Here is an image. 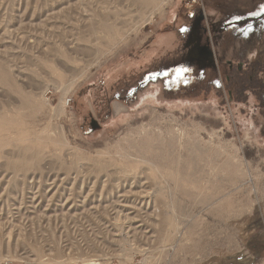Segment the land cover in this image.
Returning <instances> with one entry per match:
<instances>
[{
    "label": "rangeland",
    "instance_id": "obj_1",
    "mask_svg": "<svg viewBox=\"0 0 264 264\" xmlns=\"http://www.w3.org/2000/svg\"><path fill=\"white\" fill-rule=\"evenodd\" d=\"M1 116L0 264H264V0H0Z\"/></svg>",
    "mask_w": 264,
    "mask_h": 264
},
{
    "label": "bare ground",
    "instance_id": "obj_2",
    "mask_svg": "<svg viewBox=\"0 0 264 264\" xmlns=\"http://www.w3.org/2000/svg\"><path fill=\"white\" fill-rule=\"evenodd\" d=\"M126 1V3H127V6H129V7H134V8H136V9H141V10H145V9H148V8H151V7H153V8H157L158 9V7H160L161 5H162V3L165 1V0H125ZM132 14H134V13H132ZM115 15H120V18L118 17V16H115ZM126 16V15H125ZM124 17V15H122L121 16V14L120 13H115L114 15H113V18H109V19H111V21H109V22H107V21H101V23H100V28L107 34V36H108V38H107V40L106 41H108V43L109 44H111L112 43V41L113 40H115V39H117V35L119 34L118 33V31H119V29H122V28H124L125 27V22H126V19L125 18H123ZM121 35V34H120ZM6 123V121L4 120V118H3V116H1L0 117V135H1V129H3V125ZM2 125V126H1ZM145 144V142H144V140L142 141V145L141 146H143V147H141V149H146L147 148V146L146 145H144ZM16 164H22V162L21 161H18V162H15V165ZM129 165V164H128ZM128 176H124V181H126ZM104 186V185H103ZM119 186V185H118ZM93 191V190H92ZM92 191H90V192H88L86 195H85V197L83 198V200H82V204L84 205L86 202H89V201H91L92 199H93V192ZM111 192V191H110ZM126 193H134V192H132L131 190H127V191H125ZM69 193H70V191H69ZM92 194V195H91ZM111 195V194H110ZM126 194L124 193H122V195H118V197L120 198L121 197V199H119L118 200V202H119V205L121 206V210H125V209H128V208H131L132 207V205H128V200L127 199H125V197H123V196H125ZM70 198V197H69ZM69 198H66V200H65V202H67V201H69ZM144 198H145V204L147 205L148 203H149V195H148V192H144L143 190H139L138 192H137V197L134 199V200H137V199H139V201H141V203H144L143 202V200H144ZM146 198H147V200H146ZM87 200V201H86ZM134 200L132 201V202H130V204L131 203H133L134 202ZM86 201V202H85ZM117 201H115V203H116ZM110 203H113V201H110ZM141 203H140V205H141ZM116 204H112V206H114V207H111V210L113 211H115L116 210V215H115V217H113L114 218V220H121L123 223H128L127 224V226H131L130 225V220H131V218H129L128 217V215H125V214H122V212L120 211V210H118V209H116V206H115ZM17 208H19V207H17ZM115 223V222H114ZM122 226V225H121ZM126 227V226H125ZM132 231H134V228H132ZM121 232V231H120ZM114 233V232H113ZM132 233V232H131ZM130 234V233H129ZM132 235V234H131ZM130 235V236H131ZM128 237V236H127ZM133 240V239H132ZM88 264V263H87Z\"/></svg>",
    "mask_w": 264,
    "mask_h": 264
},
{
    "label": "flooded vegetation",
    "instance_id": "obj_3",
    "mask_svg": "<svg viewBox=\"0 0 264 264\" xmlns=\"http://www.w3.org/2000/svg\"><path fill=\"white\" fill-rule=\"evenodd\" d=\"M206 51H207V48L205 49V51L202 50V52H205V54H207ZM202 52H199V55H200ZM211 61H212V60H211Z\"/></svg>",
    "mask_w": 264,
    "mask_h": 264
}]
</instances>
